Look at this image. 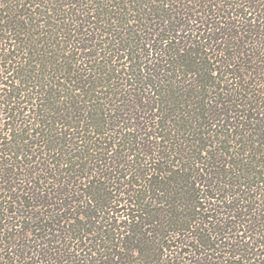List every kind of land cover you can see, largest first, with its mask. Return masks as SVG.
Segmentation results:
<instances>
[{
  "label": "trees",
  "instance_id": "16d2710c",
  "mask_svg": "<svg viewBox=\"0 0 264 264\" xmlns=\"http://www.w3.org/2000/svg\"><path fill=\"white\" fill-rule=\"evenodd\" d=\"M0 264H264V0H0Z\"/></svg>",
  "mask_w": 264,
  "mask_h": 264
}]
</instances>
